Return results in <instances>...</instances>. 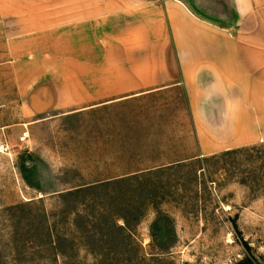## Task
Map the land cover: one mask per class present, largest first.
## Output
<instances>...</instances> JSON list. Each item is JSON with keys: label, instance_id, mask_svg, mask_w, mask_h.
<instances>
[{"label": "rangeland", "instance_id": "rangeland-1", "mask_svg": "<svg viewBox=\"0 0 264 264\" xmlns=\"http://www.w3.org/2000/svg\"><path fill=\"white\" fill-rule=\"evenodd\" d=\"M12 1L30 16V0ZM58 1L35 0V19L73 11ZM44 60L0 58V264H264V141L181 163L93 154L85 123L28 121V92L42 109L62 76L49 72L57 57ZM154 164L166 167L141 169Z\"/></svg>", "mask_w": 264, "mask_h": 264}, {"label": "crops", "instance_id": "crops-1", "mask_svg": "<svg viewBox=\"0 0 264 264\" xmlns=\"http://www.w3.org/2000/svg\"><path fill=\"white\" fill-rule=\"evenodd\" d=\"M12 3L0 13L2 63L57 57L49 72L62 75L44 85L42 109L28 92V121L73 118L93 154L170 163L264 141V0H59L73 11L57 24L35 19V0L25 19Z\"/></svg>", "mask_w": 264, "mask_h": 264}, {"label": "built area", "instance_id": "built-area-1", "mask_svg": "<svg viewBox=\"0 0 264 264\" xmlns=\"http://www.w3.org/2000/svg\"><path fill=\"white\" fill-rule=\"evenodd\" d=\"M28 139H29V133L26 131L19 138V142H20V144H26L27 141H28ZM5 150L7 151L8 150V147H6Z\"/></svg>", "mask_w": 264, "mask_h": 264}]
</instances>
